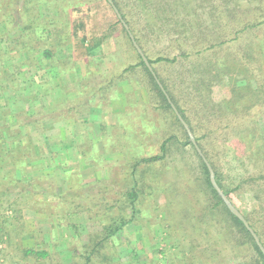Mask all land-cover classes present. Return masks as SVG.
Returning <instances> with one entry per match:
<instances>
[{"label": "trees", "instance_id": "1", "mask_svg": "<svg viewBox=\"0 0 264 264\" xmlns=\"http://www.w3.org/2000/svg\"><path fill=\"white\" fill-rule=\"evenodd\" d=\"M18 1H12L11 9L17 6ZM23 1L24 13L20 12L22 20L15 23L19 16L17 15V18L12 11L7 13L6 22L0 18L1 38L4 25L7 28L10 25L17 26L12 27L14 29L25 28L14 40L12 56L13 59H25L14 66L15 71H0V94L10 86L2 82H8L14 72H18L23 66L37 69V56L41 55V62L48 65L55 57L57 48L73 44L74 54L71 59L81 60L106 49L118 32L124 34L136 61L126 65L120 72L112 71L107 74L102 82H96V85L82 90L77 102L68 101L61 107L57 106L54 113H45L39 109L35 117L20 120L7 109L0 118L5 119L0 122V183L4 186V193L8 195L14 192L21 198H34V202L41 201L44 196L53 197L67 205L76 199L90 196L88 187L83 183L82 169L77 166L73 170L70 163L65 161L60 162V173L58 172L55 163L60 155L57 153L49 163L56 173L43 172L33 178L28 175V170L32 169L33 163L41 156L31 141V131L40 130L44 133L52 130L53 128L45 127L47 120L59 122L73 119L75 113L86 107L105 105L110 109L113 106L112 97L116 100L120 98L117 82H137L146 89L149 103L144 104L145 109L142 110L138 93H128L126 113L117 114L120 119L117 120L116 126H111L115 127V135L103 126L104 141L101 143L106 151L118 147L129 154L125 156L129 158L132 188L124 194L125 201L114 200L115 204L108 205V209L112 211L117 208L119 212H123L129 208L131 218L129 220L125 215L118 219L113 217L110 223L104 224L101 238H89L97 242L92 249H73L79 257L78 264H93L96 258H100V250L112 244L118 232L140 216V194L144 196L147 190L154 191L158 187L159 177L154 170L167 159L173 148L184 147H190L197 157L203 174L199 186L206 190L209 199L213 201L207 203L200 220L215 221L214 226L218 221L217 224L222 227L232 243L236 246H252L258 255L256 264H264L263 252L244 223L229 210L212 185L207 164L198 154L157 82V79L161 82L170 100L191 128L199 147L215 171L217 183L232 204L245 216L264 245V0L251 1L257 2V6L244 10L243 17L239 15L240 10L237 7L240 0H225L219 8L214 6V10L209 11V19L213 24L211 27L205 25L202 16L204 14L197 13L198 10L195 11L192 7V0H113L148 58L157 79L134 47L128 31L108 0H62L60 4H56L61 14L55 20L47 18L50 21L42 19L41 15H33L39 10L40 0H35L38 2L36 5L31 4L29 0ZM197 1L203 4L208 0ZM2 4L0 0V6ZM229 4H233L234 8H230ZM33 8L37 9L33 12ZM230 22H234L233 28ZM150 37H169L172 46L181 51L180 54L172 58L163 55L151 58L148 50ZM9 52L6 54L9 55ZM222 52H226L227 56H222ZM156 65H169L172 68L180 66L181 69L176 77L169 74L164 76ZM53 80L54 77L49 76L43 86L53 87ZM10 83L15 86L14 81L11 80ZM216 92L221 93V98L216 96ZM136 112H139V123L146 121L144 125L148 131L163 122V139L157 153L140 155L132 152L144 148L145 134H136L137 131L121 118ZM62 115L64 118L59 119ZM151 118L152 121L148 124ZM13 123L16 128H12ZM68 125L67 127H70ZM22 126L25 129L24 134L19 129ZM129 132L137 138L134 147L130 145L132 139ZM70 137L73 139L76 157L84 160L88 151L94 150V157L99 158L96 141H91L89 146L83 148L73 134ZM224 159L229 160L235 167L233 173H237L238 177L234 182H228L223 172ZM95 160L93 159V162H96ZM39 167L41 168V165ZM17 175L20 180L15 177ZM58 177L66 183L67 188H60ZM100 189L98 196L101 197L98 201L110 202L103 195V192L111 189L109 184H104L102 188L100 186ZM246 199L249 202H246ZM88 201L94 202L93 199ZM121 202H127V206ZM89 209L94 211L90 206ZM26 253L36 255L39 259H46L50 255L49 252H37L33 249L27 250Z\"/></svg>", "mask_w": 264, "mask_h": 264}, {"label": "rangeland", "instance_id": "2", "mask_svg": "<svg viewBox=\"0 0 264 264\" xmlns=\"http://www.w3.org/2000/svg\"><path fill=\"white\" fill-rule=\"evenodd\" d=\"M12 1L2 0L0 18L4 20L3 22L8 20L9 11L15 13L16 17L19 16L15 23L22 20L20 16L24 13V1L19 0L16 3L17 6L11 9ZM40 1L39 10L34 12L37 8L32 9L35 13L31 12L34 17L41 15L42 19L47 21H50L47 18L55 20L59 17L61 10L56 4H60L62 0ZM224 1L208 0L201 4L197 0H192V7L195 11L198 10L197 13L204 14L202 16L205 19V25L211 27L213 24L209 19V11L214 10V6L219 8ZM251 1L253 0L239 1L237 7L241 17L244 10L254 9L257 6V2ZM29 2L33 5L38 3L35 0H29ZM229 5L230 8H234L233 4ZM25 14L29 15V13ZM58 20L60 21V18ZM230 23L233 28L234 22ZM12 27L17 26L10 25L7 28L4 25L3 38L0 35V71L8 69L15 71L14 66L25 59V57L12 58L14 40L25 30V28ZM56 50L55 57L48 65L41 62L43 58L39 55L37 69L23 66L19 70L22 73L14 72L16 75L14 73L10 75L8 82H2L10 86L0 94V118L7 109L13 115L16 114L20 120H28L36 115L39 109L45 113H54L57 106L61 107L68 101L77 102L82 95V90L96 85V82H102L107 74L112 71L120 72L126 65L136 61L122 32L115 34L106 49L81 60L71 59L74 54L73 44ZM148 50L153 59L160 55L172 58L181 52L172 46L169 37H150ZM8 51H10L9 55L6 54ZM221 55L227 56L226 52H222ZM60 66H62L61 69ZM156 67L164 76L169 74L173 77L178 76L181 69L180 66L172 68L169 65L163 67L156 65ZM51 75L55 79L54 86H43ZM11 80L15 82L14 87L10 83ZM117 83L120 98L116 100L112 97L113 106L110 109H107L105 105L86 107L73 115L74 120L70 117L65 119L66 121L59 122L47 120L45 127L53 128L52 130L44 133L40 130L31 131V141L41 156L33 163L32 169L28 170V175L33 178L43 172L56 173L55 168L53 169L49 163L57 153L60 155L56 160L57 165L55 163L58 172L60 173V162H69L73 170L78 166L82 169L83 183L88 187L90 196L76 199L68 205L56 198L46 196L41 201L34 202V198H21L14 192L6 195L4 186L0 183V264H78L79 257L73 249L77 251L92 249L97 242L89 238L92 236L101 238L104 224L110 223L113 217L118 219L125 215L130 220L131 209L127 208L123 212H119L117 208L112 211L108 209V205L115 204L114 200L125 201L124 194L132 188L129 158L125 156L129 154L119 150L118 147L115 150L112 148L106 151L101 144L104 141L102 132L103 126H106L105 129L115 135V127L113 129L111 126H116L115 124L118 123L117 120L120 118L117 114L126 113L125 104L128 93L133 91L138 93L142 110L145 109L144 104L149 103V97L140 83ZM44 89L48 90L44 91ZM215 94L221 98V93ZM31 113L33 115H30ZM138 114L139 112L126 114L121 118L137 131L136 134H145L144 148L132 150V152L140 155H147L148 152L157 153L163 139L164 124L163 122V125L156 124V127L148 131L144 125L146 121L142 122L143 125L139 123ZM61 117L64 118L62 115L59 119ZM39 119L43 120L41 117ZM4 120L2 118L0 122ZM151 121L152 118L148 124ZM111 122L115 124L112 125ZM16 127L13 123L12 128ZM19 129L21 133H25L23 126ZM61 131L63 143L60 139ZM80 132L83 133V137L78 138V144L85 148L91 141H96L99 158L94 157L96 154L94 150L88 151V156L84 160L76 157L73 142L69 137L72 134L76 137V133ZM130 139H132L130 145L134 147L137 144L135 142L137 138L131 136ZM93 159H96V162H93ZM222 162L225 168L223 172L228 182H234L238 177L237 173H233L235 167L227 159ZM157 167L154 173L159 177L158 187L154 191L147 190L144 196L140 194L138 206L141 209L140 216L126 224L118 232L112 244L100 250V258H96L93 264H256L258 255L252 246H236L224 234L225 231L217 224L218 221L214 226L215 221L200 220L207 203L213 201L209 199L206 190L199 186L203 174L199 161L190 147L173 148L167 159ZM240 171L243 173L242 168ZM58 181L60 188H67L60 177ZM102 183L109 184L111 187L110 190L103 192L110 202L98 201L101 197L98 196L101 192L100 186L101 188L104 186ZM87 199H93L94 202L91 203ZM246 202L249 200L246 199ZM123 203L127 206V202H121ZM89 206L94 211L90 210ZM68 208L71 209L68 210ZM75 226L78 228L76 229ZM31 249L37 252H49L50 255L46 259L27 255L26 251Z\"/></svg>", "mask_w": 264, "mask_h": 264}, {"label": "water", "instance_id": "3", "mask_svg": "<svg viewBox=\"0 0 264 264\" xmlns=\"http://www.w3.org/2000/svg\"><path fill=\"white\" fill-rule=\"evenodd\" d=\"M108 2L112 5V7L114 8L118 18L121 20L122 24L124 25V27L126 28V30L128 31L130 38L134 44V47L137 49L138 53L142 56L143 61L145 62V64L147 65V67L149 68V70L153 73V75L155 76V78L157 79V76L153 70V67L151 66L148 58L146 57L145 53L143 52L142 48L139 46V44L137 43V41L135 40L134 35L132 34V32L130 31L129 26L127 25V23L124 21L120 11L118 10V8L115 6L113 0H108ZM158 84L160 85L161 89L163 90V92L166 94L172 108L174 109L176 115L178 116L179 120L181 121V123L183 124L184 128L186 129L191 142L193 143V145L195 146L198 154L203 158V160L205 161V163L208 166L209 172H210V181L212 183V185L214 186V188L216 189V191L218 192V194L221 196V198L224 200L225 204L227 205V207L229 208V210L236 216L238 217L246 226V228L249 230V232L252 234L253 238L255 239L258 247L261 249V251L264 254V245L261 242L258 234L254 231V229L250 226L249 222L247 221V219L245 218V216L239 211L238 208H236L231 200L226 196V194L224 193V191L221 189V187L219 186V184L217 183L216 180V174L215 171L213 169V167L211 166V164L209 163V161L207 160V158L205 157V155L203 154L201 148L199 147L196 138L191 130V128L189 127V125L187 124V122L183 119V117L181 116V114L179 113V111L177 110V108L175 107V105L172 103V101L170 100L167 92L165 91L163 85L161 84V82L157 79Z\"/></svg>", "mask_w": 264, "mask_h": 264}, {"label": "crops", "instance_id": "4", "mask_svg": "<svg viewBox=\"0 0 264 264\" xmlns=\"http://www.w3.org/2000/svg\"><path fill=\"white\" fill-rule=\"evenodd\" d=\"M106 120H107V119H106ZM111 123H112V125H114V124H115V123H113V122H111ZM76 135H77L76 137H74V135H73V137H74V138H77V140H78V138H81V137H83V136H82V135H83V133H81V132H80L79 134H78V133H76ZM69 139H71V137H69ZM71 141H73V139H71ZM1 176H2V175H1ZM15 177L17 178V180H20V177H19V176H15ZM16 195H17V194H16ZM23 202H24V201H23Z\"/></svg>", "mask_w": 264, "mask_h": 264}]
</instances>
